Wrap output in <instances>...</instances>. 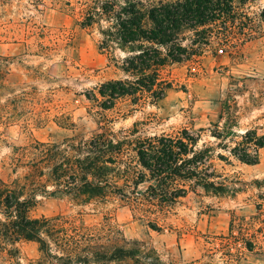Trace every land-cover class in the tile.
I'll list each match as a JSON object with an SVG mask.
<instances>
[{
    "label": "rangeland",
    "instance_id": "obj_1",
    "mask_svg": "<svg viewBox=\"0 0 264 264\" xmlns=\"http://www.w3.org/2000/svg\"><path fill=\"white\" fill-rule=\"evenodd\" d=\"M95 7L96 0H0L1 179L11 182L30 172L28 160L16 159L36 142L86 140L100 132L176 135L186 128L201 133L200 145L217 146L222 141L213 132L233 128L237 136L226 144L234 147L246 131L264 136V0L245 6L253 23L236 48L208 47L192 62L166 67L172 88L162 101L135 104L125 97L107 110L99 89L124 76L118 66L125 54L102 48L104 20L83 27ZM218 152L229 158L214 160L230 189L225 195L188 184L187 195L167 208L38 195L31 216L68 230L83 242L79 253L88 246L102 252L141 248L154 249L163 264H264V148L256 165ZM45 259L36 242L12 247L0 241V264ZM91 264L139 263L126 258Z\"/></svg>",
    "mask_w": 264,
    "mask_h": 264
},
{
    "label": "trees",
    "instance_id": "obj_2",
    "mask_svg": "<svg viewBox=\"0 0 264 264\" xmlns=\"http://www.w3.org/2000/svg\"><path fill=\"white\" fill-rule=\"evenodd\" d=\"M254 1L96 0L95 11L83 27L91 26L97 17L104 20L102 48L125 54L118 66L124 76L100 86L102 108L111 109L125 97L135 104L162 101L172 88L163 75L165 68L192 62L208 47L238 46L250 35L246 30L253 20L244 8ZM137 133L119 137L100 132L86 140L36 142L21 148L16 161L28 160L25 167L30 172L11 182L0 178V241L12 247L22 240L38 243L46 258L39 264H91L126 258L139 264H163L154 249L115 247L112 252H102L88 246L79 253L83 242L69 236L68 230L53 219L31 216L37 196L70 197L84 203L113 198L137 207L143 202L172 207L187 195L188 184L220 195L230 191L215 168V159L229 163L219 149L243 164L256 165L259 150L264 148V136L256 131H246L234 147L227 145L237 136L233 128L213 132L222 141L217 146L200 145L201 133L186 128L176 135L141 137ZM52 243L61 254L53 253ZM245 246L254 249L250 241Z\"/></svg>",
    "mask_w": 264,
    "mask_h": 264
}]
</instances>
